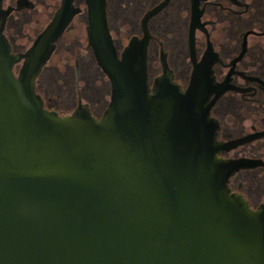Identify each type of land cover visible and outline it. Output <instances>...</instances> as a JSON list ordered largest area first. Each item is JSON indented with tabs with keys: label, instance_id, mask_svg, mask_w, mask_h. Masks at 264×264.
I'll use <instances>...</instances> for the list:
<instances>
[{
	"label": "water",
	"instance_id": "95a60500",
	"mask_svg": "<svg viewBox=\"0 0 264 264\" xmlns=\"http://www.w3.org/2000/svg\"><path fill=\"white\" fill-rule=\"evenodd\" d=\"M2 3L0 264H264V203L252 209L229 184L260 161L222 157L235 145L217 140L201 83L213 80L197 67L183 92L162 56L150 84L148 20L163 5L119 53L106 0H88V43L111 84L98 118L81 95L61 114L37 91L81 9L65 0L14 53L5 35L13 8Z\"/></svg>",
	"mask_w": 264,
	"mask_h": 264
},
{
	"label": "flooded vegetation",
	"instance_id": "af4514ba",
	"mask_svg": "<svg viewBox=\"0 0 264 264\" xmlns=\"http://www.w3.org/2000/svg\"><path fill=\"white\" fill-rule=\"evenodd\" d=\"M64 2L3 0L5 9L13 8L5 29L12 51L22 53L32 46L25 49L17 43V26L21 18H27V12L41 8L40 12L48 17L43 32ZM19 4L21 9H17ZM73 4L81 12L58 40L54 54L78 17L83 16L88 26V0H73ZM106 4L111 32V20H117V24H136L131 38L144 36V18L163 5L148 20L150 84L153 87L156 78L163 74L162 56L166 57L174 81L183 92L190 87L197 67L202 78L210 76L213 81L201 83L212 94L208 103L214 101L210 115L219 126L217 140L235 145L222 157L260 161L236 172L230 178V187L252 209H258L264 203V0H106ZM126 46L121 49L116 45L119 53ZM153 55L158 63L156 67L152 64ZM79 67L77 60V71ZM44 100L47 108L56 109L48 107ZM92 112L98 118L103 115L98 116L93 109ZM243 139V143L235 144Z\"/></svg>",
	"mask_w": 264,
	"mask_h": 264
},
{
	"label": "rangeland",
	"instance_id": "374dc122",
	"mask_svg": "<svg viewBox=\"0 0 264 264\" xmlns=\"http://www.w3.org/2000/svg\"><path fill=\"white\" fill-rule=\"evenodd\" d=\"M41 8L27 12V18H21L18 24L17 43L29 48L37 35L47 24L48 17ZM111 20L110 25L117 47L126 46L136 24H117ZM156 57L152 64L156 67ZM80 62L77 71L76 62ZM21 64L16 67L20 70ZM79 73V76H78ZM79 81V82H78ZM38 91L46 99L48 107L56 108L61 114H69L78 105L79 93L84 102H89L93 111L101 116L107 108L111 97V84L98 66L94 53L89 46L87 22L83 16L78 17L71 28L58 43V48L48 65L44 68L38 81Z\"/></svg>",
	"mask_w": 264,
	"mask_h": 264
},
{
	"label": "trees",
	"instance_id": "16d2710c",
	"mask_svg": "<svg viewBox=\"0 0 264 264\" xmlns=\"http://www.w3.org/2000/svg\"><path fill=\"white\" fill-rule=\"evenodd\" d=\"M38 81H39V78H38ZM38 81H37V91H38ZM39 92V91H38Z\"/></svg>",
	"mask_w": 264,
	"mask_h": 264
}]
</instances>
